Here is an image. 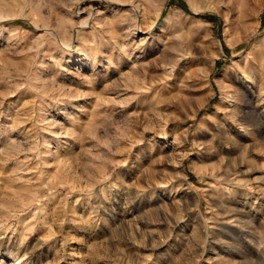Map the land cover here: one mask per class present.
<instances>
[{"label":"rangeland","instance_id":"obj_1","mask_svg":"<svg viewBox=\"0 0 264 264\" xmlns=\"http://www.w3.org/2000/svg\"><path fill=\"white\" fill-rule=\"evenodd\" d=\"M263 64L264 0H0V264H264Z\"/></svg>","mask_w":264,"mask_h":264},{"label":"bare ground","instance_id":"obj_2","mask_svg":"<svg viewBox=\"0 0 264 264\" xmlns=\"http://www.w3.org/2000/svg\"><path fill=\"white\" fill-rule=\"evenodd\" d=\"M119 4H120V3H119ZM182 23H183V22H182ZM85 24H86V23H85ZM79 27H84V26H81V25H80ZM84 28H85V27H84ZM253 61H254V60H253ZM247 64H248V63H247ZM251 64H252V63H251ZM251 64H250V66H251ZM253 64H254V63H253ZM263 65H264V64H263ZM245 67H246V66H245ZM248 67H249V66H248ZM247 69H248V68H247ZM247 69H245V70H247ZM241 73H242V72H241ZM251 83H252V82H251ZM253 87H254V86H253ZM240 91H243V90H239V92H240ZM241 93H242V96H243V97H246V92L243 91V92H241ZM240 96H241V95H240ZM247 96H248V94H247ZM257 97H258V96H257ZM240 100H241V99H240ZM247 107H248V106H247ZM231 111H232V110H231ZM231 111H230V112H231ZM238 114H239V110H238ZM238 114H237V115H238ZM240 114H241V113H240ZM226 115H229V113H228V114L226 113ZM226 115H225V116H226ZM229 116H230V115H229ZM232 116H234V114H233ZM232 116H231V117H232ZM235 116H236V115H235ZM231 117H230V118H231ZM239 118H240V117H239ZM239 118H234V119L232 118V119L235 120V121H237V119H239ZM227 120H229V118H228ZM238 122H239L240 124H245V123H246V119H245V117L239 119ZM231 123H232V122H231ZM245 129H246V128H245Z\"/></svg>","mask_w":264,"mask_h":264}]
</instances>
